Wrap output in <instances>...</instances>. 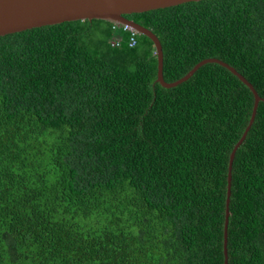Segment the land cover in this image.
I'll use <instances>...</instances> for the list:
<instances>
[{"label":"trees","instance_id":"1","mask_svg":"<svg viewBox=\"0 0 264 264\" xmlns=\"http://www.w3.org/2000/svg\"><path fill=\"white\" fill-rule=\"evenodd\" d=\"M127 17L160 41L166 82L218 59L264 99V0ZM115 31L93 20L0 37V264H225L229 157L253 93L218 64L165 88L152 41L130 48ZM228 212V264H264V101Z\"/></svg>","mask_w":264,"mask_h":264},{"label":"water","instance_id":"2","mask_svg":"<svg viewBox=\"0 0 264 264\" xmlns=\"http://www.w3.org/2000/svg\"><path fill=\"white\" fill-rule=\"evenodd\" d=\"M200 1L204 0H0V37L31 29L77 21L98 20L121 26L129 25L135 29L138 35L145 36L152 41L158 63L156 82L160 83L163 87L171 89L178 87L191 79L193 75L206 64H218L228 69L244 83L253 93L254 100L249 124L234 146L229 157L224 224V256L225 264H228L226 245L233 161L236 151L244 142L254 121L258 103L264 101V99L258 96V92L245 77L239 74L233 67L218 59L203 60L177 82H166L163 77V52L160 41L150 30L125 18V16L128 15L140 14L172 6L177 7L183 4L197 3Z\"/></svg>","mask_w":264,"mask_h":264},{"label":"built area","instance_id":"3","mask_svg":"<svg viewBox=\"0 0 264 264\" xmlns=\"http://www.w3.org/2000/svg\"><path fill=\"white\" fill-rule=\"evenodd\" d=\"M121 29L123 32L127 33L129 35L128 40V47L133 48L137 45V37L138 33L129 25H118V24H112V30L116 32L115 30ZM120 32V31H117ZM115 34V33H114ZM120 39L116 36L113 39L110 40V44L113 46H119Z\"/></svg>","mask_w":264,"mask_h":264},{"label":"flooded vegetation","instance_id":"4","mask_svg":"<svg viewBox=\"0 0 264 264\" xmlns=\"http://www.w3.org/2000/svg\"><path fill=\"white\" fill-rule=\"evenodd\" d=\"M130 16H131V15H130ZM126 18L130 19V17H127V16H126ZM133 20H134V19H132V21H133ZM134 22H135V21H134Z\"/></svg>","mask_w":264,"mask_h":264}]
</instances>
